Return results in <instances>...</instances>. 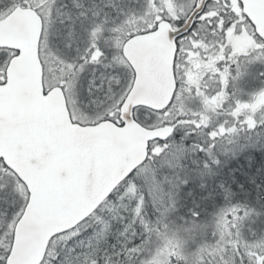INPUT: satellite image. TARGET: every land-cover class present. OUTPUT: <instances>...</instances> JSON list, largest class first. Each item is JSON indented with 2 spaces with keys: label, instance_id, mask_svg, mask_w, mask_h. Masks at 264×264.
<instances>
[{
  "label": "snow or ice",
  "instance_id": "obj_1",
  "mask_svg": "<svg viewBox=\"0 0 264 264\" xmlns=\"http://www.w3.org/2000/svg\"><path fill=\"white\" fill-rule=\"evenodd\" d=\"M0 264H264V0H0Z\"/></svg>",
  "mask_w": 264,
  "mask_h": 264
}]
</instances>
